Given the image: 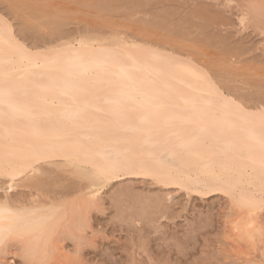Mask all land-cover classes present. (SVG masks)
<instances>
[{
  "label": "bare ground",
  "instance_id": "1",
  "mask_svg": "<svg viewBox=\"0 0 264 264\" xmlns=\"http://www.w3.org/2000/svg\"><path fill=\"white\" fill-rule=\"evenodd\" d=\"M1 16L0 162L15 166L23 162L21 158L40 157L25 170L19 178L21 183L12 191L23 185L40 192L47 187L43 176L49 173L42 165L58 166L61 160L58 167L71 165L77 170H94L92 162L104 167L115 164L117 171L107 183L120 175L135 174L165 186L186 190L192 185L199 187L192 191L200 194L223 192L233 201H251L239 206L245 212H240L238 221L233 220L229 230L234 236L228 237L234 244H249L260 236L258 217L264 199L255 193H264V107L247 109L233 95H226L209 77L208 65V70L202 65L203 70L190 55L193 61L173 55L175 50L167 53L170 48L165 52L168 46L164 43L174 45L171 38L158 44L151 28V39L149 31L138 27L132 42L124 34L113 40L96 37L76 44L64 42L58 48L36 52L16 37ZM139 37L161 46L151 41V45L149 41L142 43ZM55 160L60 161L52 162ZM106 184L97 185L91 198ZM9 198L8 210L19 216L0 219V264H17L2 259L15 242L19 252L13 250L11 254L19 255L25 264H37L50 246L64 251V246L60 247L63 243L59 247L54 244L55 228L62 222L57 218L60 210L53 211L61 208L56 206L59 202L42 204L41 199L39 203L30 198L32 202L26 203L11 195ZM91 203L93 208L95 202ZM78 216L74 223L82 228L85 217ZM0 217H7V211L0 210ZM75 229H71L73 233Z\"/></svg>",
  "mask_w": 264,
  "mask_h": 264
},
{
  "label": "rangeland",
  "instance_id": "2",
  "mask_svg": "<svg viewBox=\"0 0 264 264\" xmlns=\"http://www.w3.org/2000/svg\"><path fill=\"white\" fill-rule=\"evenodd\" d=\"M0 16L10 23L16 37L36 52L58 48L64 42L113 40L124 34L131 41L138 27L145 28L149 33H156L157 37L152 33L148 37L154 36L158 44L162 39L167 42L171 38L173 46L163 41L168 46L165 52L170 48L167 53L175 50L177 53L174 51L173 55L186 60L191 56L198 65H204L207 70L209 67L208 75L220 90L233 95L247 109L256 111L264 107V0H0ZM140 37L138 41L145 43V38ZM148 41L145 44L157 45L156 41L149 38ZM56 161L60 160L52 162ZM42 166L49 172L43 176L46 190L39 192L20 185L9 192L13 199H23L26 203L34 198L38 202L41 199L42 204L57 201L56 206L61 207L57 218H62V222L55 228L54 244L59 247L63 243L60 247L64 246V251L50 246L37 264H69V261L74 264H260L264 261V209L258 217L260 236L249 244H234L228 237L233 235L230 228L245 210H239L233 203L234 198L223 192L206 194L200 187L201 192L205 191L200 194L192 191L196 186L185 190L177 185L158 184L150 177L124 174L110 183L104 182L106 188H102L100 196L91 198L92 190L101 185L99 180L94 182L88 176L91 170H77L71 165ZM77 186L81 188L79 191ZM263 194L255 193L256 197L263 196L261 199ZM91 202H95L93 208ZM76 211L81 214L78 216ZM76 216L87 218L83 219L82 228L75 225ZM70 223L76 227L74 233ZM76 231L79 234L74 235ZM15 243L9 245L8 256L2 255V259L6 263L25 264L19 255L11 254L19 248ZM53 253H57L56 261L49 262L55 257Z\"/></svg>",
  "mask_w": 264,
  "mask_h": 264
},
{
  "label": "snow or ice",
  "instance_id": "3",
  "mask_svg": "<svg viewBox=\"0 0 264 264\" xmlns=\"http://www.w3.org/2000/svg\"><path fill=\"white\" fill-rule=\"evenodd\" d=\"M39 158V155L31 158H21L23 162L15 166L11 162H0V184L3 185V191L0 192V210L7 211V217H0V219H11L13 217L19 216V213H14L8 210L10 203L9 192L14 186L19 184V178L24 176L25 170L28 169L32 163H34L35 160ZM92 168L94 170L88 171V176L91 177L94 182L99 180L101 185L110 178L111 174H114L117 171L115 164H112L109 167H104L92 162ZM234 203L240 207H244L251 204V201H234ZM59 210L60 209L53 208V211ZM262 242H264V233H262ZM69 264H74V262L69 261ZM260 264H264V261H261Z\"/></svg>",
  "mask_w": 264,
  "mask_h": 264
}]
</instances>
